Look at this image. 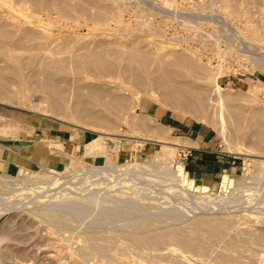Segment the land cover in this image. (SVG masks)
<instances>
[{
    "label": "rangeland",
    "instance_id": "374dc122",
    "mask_svg": "<svg viewBox=\"0 0 264 264\" xmlns=\"http://www.w3.org/2000/svg\"><path fill=\"white\" fill-rule=\"evenodd\" d=\"M184 56L198 64L199 81L185 73L170 84L190 101L204 97L197 114L161 95L169 70L184 74L173 64ZM104 65L115 71L89 70ZM145 78L154 86H140ZM0 86L13 101L0 100L8 135L46 120L85 137L81 156L0 174V264H264V0H0ZM52 86L69 97L101 91L103 119L34 111ZM162 113L214 131L240 165L228 176L234 193L221 180L206 200L168 179L179 164L187 171ZM164 133L180 146L159 142ZM143 162L154 167L82 173Z\"/></svg>",
    "mask_w": 264,
    "mask_h": 264
},
{
    "label": "crops",
    "instance_id": "0c3cea01",
    "mask_svg": "<svg viewBox=\"0 0 264 264\" xmlns=\"http://www.w3.org/2000/svg\"><path fill=\"white\" fill-rule=\"evenodd\" d=\"M157 116L165 130L179 135L181 147L192 150L184 163L189 177L213 188L225 176L239 173L236 158L220 149L212 129L194 119L166 113ZM22 126L16 128V135H8V129L0 127V174L59 165L61 159L85 152V137L80 131L59 129L46 120L25 121Z\"/></svg>",
    "mask_w": 264,
    "mask_h": 264
},
{
    "label": "bare ground",
    "instance_id": "6f19581e",
    "mask_svg": "<svg viewBox=\"0 0 264 264\" xmlns=\"http://www.w3.org/2000/svg\"><path fill=\"white\" fill-rule=\"evenodd\" d=\"M199 61V60H198ZM197 61V62H198ZM58 62V61H57ZM56 62V63H57ZM85 62V61H84ZM133 62V61H132ZM63 63V62H62ZM64 64V63H63ZM88 64V63H87ZM136 64V63H135ZM173 64L179 68V71L182 70L181 72H184V74H180V73H177V71L175 72L176 75H174V73H170L171 71L169 70V73L167 72V77L170 78V82H168L167 80L162 82L163 84H161V88L163 89V94L162 95V98L164 100V103L166 104V106H169V107H175L177 109L179 108H183L185 109V111H191V112H197V111H201L202 109H204V103H205V99L204 97H198V102H193V101H190L192 100L193 98H189V93L187 94V89H185L183 91V89H175L174 87H172L174 84H170L171 82H175L176 84H181L180 81H178L179 77L182 78L185 76V73L188 74L189 77L193 78L194 80L196 79V81L198 80L199 81V78H198V75L197 73H199V67H198V64L194 61V60H191L189 58H185L182 57V58H178L176 59V61L173 62ZM49 65V64H48ZM85 65V64H84ZM89 65V64H88ZM94 65V64H93ZM173 65V66H174ZM25 67V65H23ZM28 66V65H27ZM54 68L55 65H53ZM61 66V65H60ZM63 66V65H62ZM83 66V64H82ZM106 65L102 66V68H100V66H96V67H91L89 68L90 71H100L102 72V70L106 71V73H113L115 71V69H113V67H108L105 68ZM141 66V65H140ZM49 67V66H48ZM84 67V66H83ZM19 69V67H17ZM27 68V67H26ZM24 68V69H26ZM63 68V67H61ZM104 68V69H103ZM16 69V68H15ZM141 69V68H140ZM20 70V69H19ZM86 70V68H85ZM112 70V71H111ZM114 70V71H113ZM144 70H147L146 68ZM166 70V69H165ZM17 71V70H16ZM150 70H148V73ZM168 71V70H167ZM18 72V71H17ZM98 73V72H97ZM180 74V76H179ZM22 72L19 71V78H20V81L24 80L23 79V76H22ZM166 75V74H165ZM183 75V76H182ZM176 79H174V77H176ZM215 77V74L213 75ZM218 76V75H217ZM205 77V76H204ZM203 77V78H204ZM25 78V77H24ZM28 79V76L26 77ZM32 78V77H31ZM149 78V77H147ZM188 78V77H187ZM26 79V80H27ZM185 79V78H183ZM217 77L213 78L212 81V86L214 87V91H216V94H217V98L218 99L217 101L219 102V105L221 104L222 107L220 108H224V103L222 102L223 101V97L221 94V87L219 86V84L217 83L216 81ZM159 81V80H158ZM191 82V81H190ZM194 82V81H193ZM202 82V81H201ZM22 83L24 84V82L22 81ZM26 83V82H25ZM157 83V82H156ZM192 83V82H191ZM146 86L145 88L147 87H150L151 88V84H153V81L150 80V79H143L142 83H140V86ZM158 84V83H157ZM175 84V85H176ZM194 84V83H193ZM25 85V84H24ZM154 86V84H153ZM152 86V87H153ZM1 87V86H0ZM3 87L5 89H8L9 88V84L8 83H3L2 85V89ZM38 87V86H37ZM172 87V88H171ZM40 88H43V87H40ZM144 88V87H143ZM174 88V89H173ZM159 89V88H158ZM25 90V89H24ZM47 90V89H46ZM45 89H43L44 93L46 94L45 96H43L42 100L39 101V102H36V103H31V108L34 109V111H40L41 113H45L48 112L50 114H55L56 116H60V117H68L69 119L70 118H73L75 121L78 117H85V118H89V119H94L92 122H96V121H99L102 116H103V110H95L96 108L98 107H102V108H107L108 109V106L103 103L102 101V93L101 91L99 92L98 90L94 91V92H89L88 94H81V95H76V96H73V97H69V96H66L65 95V92L63 91H60V89H58L56 86H52V87H48V91H46ZM188 92H190L188 90ZM6 93V94H5ZM5 93H1L0 92V100L2 102L6 101L7 104L10 102V104L13 105V102L10 98V93L7 91ZM191 93V92H190ZM215 94V95H216ZM34 96V95H33ZM32 97V96H31ZM191 97V96H190ZM34 99L36 98H33L32 97V101H34ZM190 103H189V102ZM1 102V103H2ZM217 102V103H218ZM5 103V102H4ZM49 103V109L48 107L45 105ZM120 104V103H119ZM122 104V102H121ZM124 104V103H123ZM122 104V105H123ZM107 106V107H106ZM115 107V106H113ZM116 108V107H115ZM118 110V109H117ZM102 112V113H101ZM42 113V114H43ZM47 113V115H48ZM105 113V112H104ZM197 114V113H196ZM200 114V113H198ZM50 116V115H48ZM52 116V115H51ZM66 118V119H68ZM63 120V118H61ZM84 119V118H83ZM103 119V118H102ZM101 119V120H102ZM220 120V119H219ZM64 121V120H63ZM105 121V120H104ZM243 121V119H242ZM69 122V120L67 121ZM83 122V121H82ZM108 122V121H107ZM224 122V121H223ZM69 123H72L71 121ZM76 124L78 122H75ZM73 124V123H72ZM79 124V123H78ZM77 124V125H78ZM84 124V123H82ZM87 124V123H85ZM84 124V126H85ZM76 125V126H77ZM88 125V124H87ZM225 125V124H224ZM89 126V125H88ZM145 126V125H144ZM93 127V126H91ZM89 128V127H87ZM148 128V127H147ZM89 130V129H88ZM94 130V129H93ZM95 132V131H94ZM12 133V132H11ZM100 133V132H99ZM102 133V132H101ZM14 134V133H13ZM103 134V133H102ZM153 134V133H152ZM106 135V134H105ZM111 135V134H110ZM159 135V134H158ZM102 136V135H101ZM100 136V138H101ZM153 136V135H152ZM117 140L119 141H122L126 138H129V136H121V135H117L116 136ZM155 138V137H153ZM161 141V143H165V144H168V145H171V146H180L177 144V138L174 136V137H168L164 134H162V136H159L158 137ZM138 142H142V143H145L147 141H151L150 139H144V138H136ZM157 139V138H156ZM169 140V142H167ZM170 140L172 142H170ZM153 141V140H152ZM156 142V140H155ZM259 143V142H258ZM257 144V143H256ZM100 145V142L99 140H96L94 142V146L96 147H99ZM260 145V144H259ZM90 150V149H89ZM229 150V149H228ZM88 151V150H87ZM98 152V151H97ZM101 154V153H100ZM93 155V154H92ZM98 155V154H97ZM264 159V158H263ZM79 163V162H78ZM261 163V162H260ZM156 164V163H155ZM170 165V164H169ZM171 166V165H170ZM154 167V166H153ZM152 165L151 164H145L144 162L141 164V163H135L134 165H124L120 168H122V170H118V167H115L113 165H108V166H105V167H102V168H87V170L85 169V172L82 171L83 174H87V173H96V172H103L104 174L107 173V175L109 176H112L113 174L117 173V172H121L123 174L129 172V171H133V172H144L145 170H152ZM162 167V166H161ZM160 168V166H159ZM174 168V167H173ZM161 170V169H160ZM163 170V169H162ZM168 170V169H167ZM263 170V169H262ZM156 171V170H155ZM154 171V172H155ZM165 170H163L164 172ZM169 172L167 173L166 172V175H168L167 177H169L168 179L172 182H176L179 184V188L184 191V192H191L193 194H195L196 196L198 197H203L204 199H212L213 197L212 196H216L215 193L211 192V189L208 187V186H205V185H202L200 184L199 182L195 181L194 179L188 177L187 173L185 172L183 166L181 164L177 165L174 169H171V170H168ZM81 173V174H82ZM145 173V172H144ZM150 173V172H148ZM28 181V180H26ZM10 183V182H9ZM27 183V182H25ZM29 183V182H28ZM13 184V183H12ZM22 187L24 186V183L22 184ZM238 183L235 181V180H232L230 179L228 176H225L224 178H222V182H221V189L224 191H229V193H234L233 191H236L237 187H238ZM11 186V185H10ZM15 186V185H14ZM27 186V185H26ZM29 186V185H28ZM27 186V187H28ZM242 186V185H241ZM26 187V188H27ZM241 188V187H240ZM236 189V190H235ZM239 189V188H238ZM240 190V189H239ZM197 197V198H198ZM204 199H201L200 201H203ZM205 201V200H204ZM64 243V242H63ZM76 254V253H75ZM54 259V258H53Z\"/></svg>",
    "mask_w": 264,
    "mask_h": 264
},
{
    "label": "built area",
    "instance_id": "2783aa9c",
    "mask_svg": "<svg viewBox=\"0 0 264 264\" xmlns=\"http://www.w3.org/2000/svg\"><path fill=\"white\" fill-rule=\"evenodd\" d=\"M192 155V150L187 147H180L177 152V157L182 164Z\"/></svg>",
    "mask_w": 264,
    "mask_h": 264
}]
</instances>
